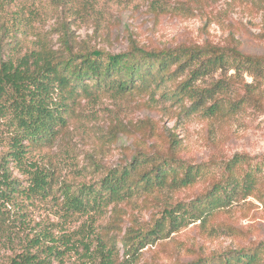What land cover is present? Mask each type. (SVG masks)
<instances>
[{"label": "trees", "instance_id": "obj_1", "mask_svg": "<svg viewBox=\"0 0 264 264\" xmlns=\"http://www.w3.org/2000/svg\"><path fill=\"white\" fill-rule=\"evenodd\" d=\"M135 6L153 13L173 9L171 0H0V264H133L148 244L191 218L207 220L239 189L264 195L255 184L257 165H250L255 172L241 180L234 169L242 160L236 156L227 163L228 175L189 205L176 202L128 227L122 237L110 234L119 227L122 202L154 189L190 186L202 171L178 154L180 138L174 131L166 132L168 148L149 151L138 141L151 134L134 128L133 136L125 125H113L109 137L117 140L120 132L135 137L130 159L113 166L96 159L80 163L75 144L64 138L79 100L85 99V117L90 118L104 97L161 92L165 101L178 103L180 115L210 117L219 105H208L213 95L196 85L205 71L232 62L245 65L255 78L264 77V53L243 51L235 37L229 45L207 41L160 47L130 38L120 52L76 46L77 21ZM110 21L106 17L105 23ZM53 33L59 35V48L52 43ZM189 70L174 89L161 90ZM260 91L248 90L237 100L264 106V87ZM109 206L115 219L103 230L100 221ZM39 209L50 210L57 220H35ZM261 255L264 243L253 242L187 264H258Z\"/></svg>", "mask_w": 264, "mask_h": 264}, {"label": "rangeland", "instance_id": "obj_2", "mask_svg": "<svg viewBox=\"0 0 264 264\" xmlns=\"http://www.w3.org/2000/svg\"><path fill=\"white\" fill-rule=\"evenodd\" d=\"M171 3L173 9L166 13L135 6L113 10L111 16L98 19L93 15L85 17L73 25L75 44L120 52L127 48L130 38L143 45L160 47L180 43L201 45L207 41L229 45L231 37H235V44L243 51L264 53V0H171ZM106 17L111 21L105 23ZM58 37L57 33L52 34L55 48L60 47ZM244 67L230 62L208 69L197 79L196 85L213 95L207 104L219 105L218 113L210 117L195 113L180 115L178 103L165 101L161 92L154 97L137 93L104 97L97 115L90 118L85 117V99L79 100L76 116L64 138L75 144L80 163L96 159L113 166L130 159V152L137 146L135 137L123 132L117 140L109 137L113 125H125L133 136L134 128H143L151 134L150 138L138 141L149 151L168 148V141L164 140L166 132L174 131L180 138L178 154L202 171L190 186L154 189L122 202L119 227L110 230V234L122 237L128 227L150 220L176 202L189 205L213 181L228 175L227 163L236 156L242 160L234 169L236 176L244 180L248 171L255 172L250 165H257L255 184L264 190V106L237 100L248 90L262 95L264 77L255 78ZM190 70L177 80L166 82L161 90L174 89L176 82L190 75ZM261 73L264 74V68ZM185 102L190 105V101ZM65 140L61 143L65 144ZM1 149L0 145V152ZM114 214L109 206L100 221L103 230L115 219ZM34 217L38 221L57 220L45 209L35 210ZM253 242L264 243V195L239 189L230 203L207 220L191 218L148 244L133 264H187L196 257L223 254ZM122 257L121 248L119 260ZM258 264H264V255Z\"/></svg>", "mask_w": 264, "mask_h": 264}]
</instances>
